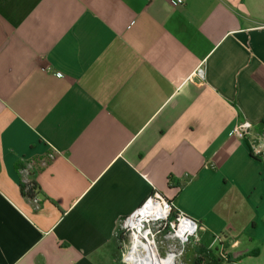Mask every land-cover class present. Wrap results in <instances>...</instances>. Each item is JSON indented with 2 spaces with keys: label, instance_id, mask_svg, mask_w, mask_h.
I'll return each instance as SVG.
<instances>
[{
  "label": "crops",
  "instance_id": "crops-1",
  "mask_svg": "<svg viewBox=\"0 0 264 264\" xmlns=\"http://www.w3.org/2000/svg\"><path fill=\"white\" fill-rule=\"evenodd\" d=\"M172 1L0 0V264H122L154 191L264 264V0Z\"/></svg>",
  "mask_w": 264,
  "mask_h": 264
},
{
  "label": "built area",
  "instance_id": "built-area-1",
  "mask_svg": "<svg viewBox=\"0 0 264 264\" xmlns=\"http://www.w3.org/2000/svg\"><path fill=\"white\" fill-rule=\"evenodd\" d=\"M182 1L183 0H173L172 3L179 4L182 3ZM191 77H196L202 82L206 81L207 69L205 61L198 64ZM253 127L254 124L248 118L238 116L233 125L232 132L239 139H250L251 153L257 157H264V128L262 132L253 135ZM50 156L53 158L54 153H51ZM23 172H25L23 183L27 184L31 180L29 178V171L26 168H23ZM140 208L143 209V211L131 220V222L128 223V226H125L124 233L130 236L131 247L133 244H137V241L139 243L148 244L152 250L161 257L172 254L175 260L174 264H178L180 256L185 250V246L190 243L193 238L198 237L197 235L199 232L201 233V231L205 229L198 219L179 208L171 198L165 196L159 191H154L143 202L139 209ZM162 232H165L167 237H171L177 241V246L167 250L164 256L159 253L158 245L156 244V236L158 233ZM119 233L122 234L123 232ZM119 233L117 231L116 235L118 236ZM216 240H218L219 243V248L217 249L220 257L227 258L229 252L225 248L223 240L219 234L216 235ZM131 247L130 250L122 252L123 261L128 264H132L128 260Z\"/></svg>",
  "mask_w": 264,
  "mask_h": 264
},
{
  "label": "rangeland",
  "instance_id": "rangeland-1",
  "mask_svg": "<svg viewBox=\"0 0 264 264\" xmlns=\"http://www.w3.org/2000/svg\"><path fill=\"white\" fill-rule=\"evenodd\" d=\"M132 219H129V216H128V217H124L119 222L118 230L121 233L123 232L122 233L123 234L122 235L123 237H121V238L120 237L119 238L117 237V239H118V242H117L118 243L117 252H118L119 259H120V261H121L122 264H128V263H126V262L123 261L122 252L125 251V250H130V247H131L130 236L127 235V234H125L124 231H125V226H128V223H130ZM167 233H168V231H167ZM197 236L198 237L193 238L192 241L185 246V250L182 253V255L180 256V259L178 261V264H194V259L198 255L201 256V252L202 251H200V250H195V252L192 253L193 252L192 251V248L201 239V233L199 232V234ZM156 244L158 245V251H159V253L162 256H164L166 254V251L167 250L172 249L175 246H177V241L174 240V239H172L171 237H167L165 235V232L164 233L162 232V233H158L157 234V236H156ZM218 244H219L218 243V240L213 241V243H212L213 249L215 248V246L217 248H219ZM228 255L229 254H227V258H228ZM172 257H173V261H172V264H173L174 263V256L172 255ZM223 259H226V258L223 257ZM205 263H206V261H203V263H201V264H205Z\"/></svg>",
  "mask_w": 264,
  "mask_h": 264
},
{
  "label": "bare ground",
  "instance_id": "bare-ground-1",
  "mask_svg": "<svg viewBox=\"0 0 264 264\" xmlns=\"http://www.w3.org/2000/svg\"><path fill=\"white\" fill-rule=\"evenodd\" d=\"M142 211L143 209H138L137 213L134 215V218ZM128 260L129 262H132V264H172L173 257L172 254L161 257L154 250H152L150 245L139 243L137 241V244H133L131 247Z\"/></svg>",
  "mask_w": 264,
  "mask_h": 264
},
{
  "label": "trees",
  "instance_id": "trees-1",
  "mask_svg": "<svg viewBox=\"0 0 264 264\" xmlns=\"http://www.w3.org/2000/svg\"><path fill=\"white\" fill-rule=\"evenodd\" d=\"M21 188H22V192L28 196V197H33L34 193L36 192V190L39 188L38 183L34 180L31 179L29 183L25 184L22 183L21 184ZM134 216L130 217V219H132ZM118 233L119 230L117 229ZM118 238L123 237L122 234L119 233V235L117 236ZM201 256L198 255L195 259H194V264H201L203 263V261H206L205 264H220V259L216 258L213 254V251L209 248H205V249H201Z\"/></svg>",
  "mask_w": 264,
  "mask_h": 264
}]
</instances>
